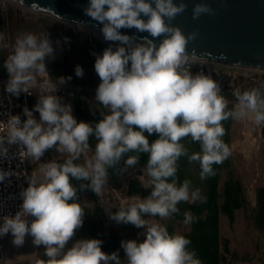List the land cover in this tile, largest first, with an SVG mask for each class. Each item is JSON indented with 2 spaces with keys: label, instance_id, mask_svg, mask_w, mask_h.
Here are the masks:
<instances>
[{
  "label": "clouds",
  "instance_id": "1",
  "mask_svg": "<svg viewBox=\"0 0 264 264\" xmlns=\"http://www.w3.org/2000/svg\"><path fill=\"white\" fill-rule=\"evenodd\" d=\"M186 7L182 0L179 4L173 0H89L83 12L102 25L104 40L124 45L115 50L107 47L102 55H96L94 68L101 80L96 100L110 114L94 127L83 121L78 123L71 105L62 104L55 95L58 87L71 77L50 76L45 61L54 59V48L47 33L38 36L25 32L15 38L3 65L9 74L6 91L18 97L21 92L32 94L31 89H38L34 110L40 119L37 121L27 108L23 123L18 115L10 116L7 135L0 136V155L7 153L5 141L25 146L20 156L34 161L54 146L59 153L67 154L63 163L53 160L39 166L21 193V210L14 217L5 216L0 226V236L11 233L15 246H22L26 235L33 237L34 245H43L48 259L40 264H121L116 252L109 255L101 250L99 239L76 240L70 248L66 247L84 216L70 177L90 180L88 187L101 196L107 168L130 151L148 154L144 172L152 191L145 199L132 196L127 207L121 206L111 215L117 223L145 229L143 242L122 241L127 264H201L195 251L188 250L189 239L180 234L170 235L166 227L142 216L170 218L179 212L180 202H205L199 189L190 192L191 181L177 185V161L187 156L190 163L199 162L202 180L214 175L213 164H221L231 155V148L222 139V121L250 116L257 126L264 124V91L253 88L241 92L237 88L233 91L237 103L233 110H226L228 101L220 94L218 83L203 73H191L190 68L202 58L189 55L186 46L198 33L186 37L179 27L165 23V18L174 19ZM213 11L207 4H196L192 16L198 19L202 14L212 15ZM141 14L147 21L140 18ZM55 19L63 21L58 14ZM76 26L82 29L83 23L76 22ZM133 27L153 38H164L159 46L147 37L143 43L133 45L132 38L120 32L121 28ZM4 41L5 35L0 33V47L7 48ZM75 75L83 77L79 65ZM145 131L149 135L157 133L159 138L150 144ZM93 134L98 140L94 155L83 165L74 163L89 150V136ZM189 136L199 143L200 152L189 155L180 143ZM137 162L136 155L126 160L128 166ZM9 175L0 171V181ZM28 216L34 217L30 225ZM195 219L186 212L183 223L187 225Z\"/></svg>",
  "mask_w": 264,
  "mask_h": 264
},
{
  "label": "rangeland",
  "instance_id": "2",
  "mask_svg": "<svg viewBox=\"0 0 264 264\" xmlns=\"http://www.w3.org/2000/svg\"><path fill=\"white\" fill-rule=\"evenodd\" d=\"M0 13L4 25V43L8 45L7 48L0 47L2 56L7 58L12 51V45L18 35L25 32H30L38 36L47 33L54 48V59H46L45 61L46 68L50 76L53 79L71 77V80L64 84V86L69 88V91L62 100V104H70L72 107V114L74 116V96L76 94L83 100V108L86 111L90 113L101 111L100 106L102 103L96 100V90L101 83V80L94 68L96 55H102L103 50L107 47H112L113 50H115L116 47L124 45H121L120 42L105 41L103 36L94 31H89V29H80L70 23L57 21L56 19L43 14L35 15L29 12L24 13L19 7L12 5L9 2L4 4L0 1ZM65 37L68 38L67 41H65ZM57 41L60 43L57 44ZM77 65L83 69L82 78L75 75V67ZM237 74L238 78L232 80L234 83L228 81L229 79L219 78L218 85L221 86V88L226 85L228 88L229 86H235L233 88L231 87L233 91L235 88H239L241 92H243L245 87L250 86V84L263 83L253 82L252 78L257 79V77H261L264 80V74L258 75L252 71H247L245 74L241 71ZM240 74H244L245 77H241ZM231 83L232 85H230ZM0 90H2V87H0ZM234 97L235 96L232 93L231 101L237 103L236 98ZM31 103V106L34 109L35 105L38 103V99H31ZM107 110L110 111L109 109ZM34 117L37 121H39L40 117L37 111L35 112ZM231 134L232 172L234 173V176L242 182L249 205L246 210L242 209L239 213H237L235 227H231L227 218L223 219L222 232L225 237L229 236L230 239L232 238V246H234L233 248L235 250H238L237 248L239 247L241 249L242 246H244L246 250L247 246L252 248V245H254V252L252 253H254L257 257H255V259L251 258L250 260H254V262H257L258 260L264 262V229L261 230L256 228L253 212V208L256 203V190L258 188H264V134H262L260 125L257 126L254 124L250 116L242 120H233ZM258 140H260L261 143L260 148L254 149L252 144L254 141ZM93 155L94 153L91 151L83 153L84 162L86 159H90ZM63 157H67V154L59 153L56 146H54L46 150L39 161H34L31 157H29V160L36 171L42 163L51 162L53 160L57 162ZM145 167L146 166H142L140 164L129 166L123 169L115 180H106L101 196L96 195L94 197L89 194H85L83 196L82 204L84 206L90 208L91 211L96 208L102 210L104 214V218L102 217V219L104 220L107 231L112 236L115 235L121 243L122 241L129 240H135L139 243L146 239L144 228H135L124 233L117 222L111 219V215L114 211L116 209H120V207L123 206V203L125 204V202L130 199L127 191L131 179L137 178L142 184L149 186V177L147 176L146 171L144 172ZM227 178L228 173L227 171H224L222 173L220 186H223V183ZM100 212L101 211L95 212V217H97ZM149 221L164 226L167 218H151ZM244 229L250 231L252 236H256L257 238L242 240V238L244 239L248 237L246 232L244 235ZM79 230L82 231L79 235V239L77 240L88 239L87 226L82 223ZM189 230V225H176L174 233L182 235ZM72 244L68 248H70ZM256 248L260 251L255 252ZM36 251L34 256L31 257L33 262L29 261L30 263L24 262L21 264H40V261H46L48 259L40 252L38 257H36ZM239 251L241 252L242 250ZM123 252V254H125L124 249ZM236 256L237 255L233 256L231 264L232 262L235 263V261H241L240 263L242 264L249 263L247 262L249 259L243 258L242 260L241 258H238V260ZM122 264H127L126 254Z\"/></svg>",
  "mask_w": 264,
  "mask_h": 264
},
{
  "label": "trees",
  "instance_id": "3",
  "mask_svg": "<svg viewBox=\"0 0 264 264\" xmlns=\"http://www.w3.org/2000/svg\"><path fill=\"white\" fill-rule=\"evenodd\" d=\"M4 25L2 16L0 13V33H3ZM6 57L2 56L0 52V75L2 77L7 76V70L4 68V61ZM228 79V78H226ZM232 82L230 79L228 80ZM234 83V82H232ZM232 83L230 85H232ZM235 86L227 85L225 87L222 86L221 92L222 95L226 98L227 101H231L233 90L232 88ZM253 88H261L264 91V83L261 84H250V86L245 87V90H251ZM236 89V88H235ZM235 98V97H234ZM234 104L229 103L226 110H233ZM101 111H95L94 113H90L83 108V100L79 95L74 96V118L77 122H86L95 126L96 123L100 122L104 119V116L110 114V112L101 104ZM36 112V111H35ZM35 118V117H34ZM27 117L25 118V120ZM232 118L222 121L223 127L225 128V135L222 138L225 143L229 145L231 148L232 143ZM134 130H139L137 126H133ZM262 134H264V127L262 128ZM144 135L148 138L149 143L151 144L156 139L159 138V134L153 133L149 135L146 131ZM89 150L92 153L95 152V146L98 143L95 135L89 136ZM180 143L184 145L187 149L189 155L193 153L200 152V145L197 142H193L191 137L183 138ZM136 155L138 156V162L136 164H140L142 166L147 165L148 154L147 153H136V152H128L124 154L118 163L107 168V177L109 180H115L123 169L129 167L126 164V160L128 156ZM67 157H63L57 161V163H63ZM74 163L83 165L84 158L83 154H81L80 158ZM29 165V176H28V186L29 179H31V173L34 171L33 165L28 162ZM214 175L207 177L206 179L200 178V165L199 162H189L187 156H182L177 161V173H176V182L177 185H181L185 180L191 181L190 192L199 189L202 197L206 198L205 202L196 201L192 202L189 200L188 202H180L177 207L179 212L167 218V221L164 224V227L167 228L169 234H175V226L176 225H185L184 221V213L190 212L196 219L194 222L187 224L190 226V230L184 234L187 239L191 241V244L188 246L189 251H195L196 257L200 259L201 264H229L230 258V242L223 235V219L227 218L231 227L236 221L237 213L240 210L246 208L249 205L248 198L244 191V186L242 182L234 176L232 172V157L231 155L224 160L221 164H213ZM227 171L228 178L224 181L223 186H220L222 173ZM171 182V180L169 181ZM70 183L76 189V200L80 203L81 207L84 209L83 216V224L87 226V234L88 239H99L102 241L101 250L106 254H112L116 252L118 254V258L121 260V264L125 259V254H123V248L121 247L120 240L114 235L112 236L108 231L104 224V214L102 210L96 208L91 211L90 208L84 206L82 204L83 196L85 194H89L91 196H96L97 194L90 188L88 185L90 184V180H77L75 178L70 177ZM84 185V187H81ZM151 185L146 186L141 183V181L137 178H133L130 180L129 188L127 191L128 196H141V197H149L151 194ZM71 202V201H70ZM127 207V206H126ZM101 211L100 214L95 217V212ZM117 211H114L116 213ZM255 225L256 228L263 230L264 229V188H258L256 190V203L253 208ZM113 213V214H114ZM142 218L146 220H151V218L159 219L160 217H150L147 215L142 216ZM121 230L125 233L129 230L137 228L131 223H117ZM82 230L79 228L76 230L75 236L68 242L66 247H69L75 240L79 239V235ZM36 257H38L39 252L44 254L45 250L43 245L38 246L36 249ZM229 261V262H228Z\"/></svg>",
  "mask_w": 264,
  "mask_h": 264
},
{
  "label": "water",
  "instance_id": "4",
  "mask_svg": "<svg viewBox=\"0 0 264 264\" xmlns=\"http://www.w3.org/2000/svg\"><path fill=\"white\" fill-rule=\"evenodd\" d=\"M55 19L56 14L63 21L76 26L101 32L102 25L86 16L83 9L89 0H7ZM152 2V0H148ZM179 4L181 0H173ZM186 9L174 19L165 18V23L179 27L187 37L198 35L186 46L189 55L215 64L264 72V0H182ZM207 4L214 11L212 15L202 14L193 19L196 4ZM155 6L154 3L152 5ZM141 19L147 17L141 14ZM122 35L132 38L131 43H143V38L152 39L159 46L163 36L153 38L148 32H139L135 27L121 28Z\"/></svg>",
  "mask_w": 264,
  "mask_h": 264
},
{
  "label": "built area",
  "instance_id": "5",
  "mask_svg": "<svg viewBox=\"0 0 264 264\" xmlns=\"http://www.w3.org/2000/svg\"><path fill=\"white\" fill-rule=\"evenodd\" d=\"M4 4L9 2L7 0H0ZM12 5L19 7L24 13L29 12L31 14H39L36 11L30 10L26 7H23L19 4H15L9 2ZM190 71L193 75L197 73H203L207 76H210L213 80L218 83L219 78H228L231 81L238 78V74L241 71L244 72H255L258 75H263L264 72L260 71H253L243 68H236L230 67L220 64H215L208 61L201 60L198 64L193 65L190 68ZM241 75V77H245ZM9 79V74L7 72L6 77H2L0 75V136L7 135L6 124L7 120L10 116L18 115L23 123L25 118L27 117L24 114V109L27 108L29 111L33 112V116H35V110L31 106V99H39L37 93H39L38 89H31L32 94L21 92V94L17 96H13L6 91V85ZM253 82H263L264 80L261 77L252 78ZM220 87V94L221 86ZM69 88L64 85H60L55 93L57 97L62 100L64 99L65 95L68 93ZM236 104V102L228 101V104ZM4 147L7 148L6 155H0V171L9 172L11 175L5 177L3 181H0V226L3 224V218L5 216L14 217L17 212L21 210V205L23 203V198L21 193L28 187V176H29V157H21L20 153L26 150L25 146L22 144H8L5 141ZM35 172L32 171V174ZM108 179V177H107ZM141 199H145L141 196H136ZM130 199L123 203L122 207L128 206L131 203ZM115 211H119L116 209ZM27 221L29 225L31 224L34 217L28 216ZM13 236L11 233L6 235L0 236V264H21L24 262L30 263L33 262L31 260L32 255L38 248V246L33 244V237L31 235L25 236V241L22 246H15L12 243ZM30 261V262H29Z\"/></svg>",
  "mask_w": 264,
  "mask_h": 264
},
{
  "label": "crops",
  "instance_id": "6",
  "mask_svg": "<svg viewBox=\"0 0 264 264\" xmlns=\"http://www.w3.org/2000/svg\"><path fill=\"white\" fill-rule=\"evenodd\" d=\"M260 127H261V131H262V128L264 127V124H262V125H260ZM257 143V144H256ZM260 140H258V141H254L253 142V144H252V146H254V149H258V148H260ZM253 149V150H254ZM237 221V220H236ZM236 221H235V223L233 224V227H235V224H236ZM245 231L243 232L244 233V235H245V232L248 234L247 236L248 237H246V238H242V240H249L250 238H257L256 236H252V234L250 233V231H248L247 229H244ZM228 240H229V242H230V251H231V255H230V258H229V261H230V263L229 264H231V261H232V258H233V256H235V255H237L236 256V258L238 259V258H241L242 260H243V258H246V259H249L247 262H249L248 264H264V262L263 261H257V262H254V260L252 261V260H250L251 258L252 259H255V257H257L254 253H252V252H254L253 251V247H254V245H252V248H249L248 246L246 247V250H245V247L244 246H242V248L240 249V247L239 248H237L238 250H235L233 247L234 246H232V238L230 239V237L228 236V237H226ZM234 238H235V236H234ZM236 238H237V236H236ZM241 238V237H240ZM254 244V243H253ZM263 246H264V244H263ZM239 250H242L241 252L239 251ZM249 250H250V252H249ZM258 251H260L258 248H256V251L255 252H258ZM238 255H240V256H238ZM244 256H246V257H244ZM239 260V259H238ZM233 261H235V260H233ZM241 261H238V262H236L235 261V263L236 264H242V263H240ZM235 263H233L232 262V264H235Z\"/></svg>",
  "mask_w": 264,
  "mask_h": 264
},
{
  "label": "bare ground",
  "instance_id": "7",
  "mask_svg": "<svg viewBox=\"0 0 264 264\" xmlns=\"http://www.w3.org/2000/svg\"><path fill=\"white\" fill-rule=\"evenodd\" d=\"M74 26V25H73ZM82 29H86L87 30V28H82ZM89 31H94V32H96L97 34H100L101 36H102V33L101 32H99V31H96V30H91V29H89ZM34 254H35V252H34ZM34 255H32V257H33Z\"/></svg>",
  "mask_w": 264,
  "mask_h": 264
}]
</instances>
